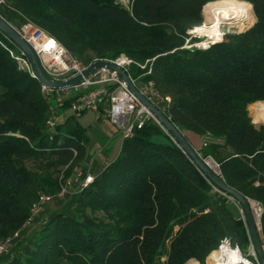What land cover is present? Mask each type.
Listing matches in <instances>:
<instances>
[{
  "label": "trees",
  "instance_id": "16d2710c",
  "mask_svg": "<svg viewBox=\"0 0 264 264\" xmlns=\"http://www.w3.org/2000/svg\"><path fill=\"white\" fill-rule=\"evenodd\" d=\"M212 1L4 0L0 16L17 30H43L86 66L131 59L135 84L152 82L170 99L158 108L180 131L202 138L200 156L213 159L227 185L261 203L264 251V124L249 114L264 101V0H239L253 10L249 28L195 47L199 39L189 31L208 18ZM20 55L0 31V241L22 226L40 194L56 193L60 176L87 159L77 116L48 129L55 97L19 66ZM69 104L63 100L58 116ZM92 172L81 191L45 203L0 264H205L207 256L215 261L224 237L245 253L251 247L239 204L216 191L152 119Z\"/></svg>",
  "mask_w": 264,
  "mask_h": 264
},
{
  "label": "built area",
  "instance_id": "2783aa9c",
  "mask_svg": "<svg viewBox=\"0 0 264 264\" xmlns=\"http://www.w3.org/2000/svg\"><path fill=\"white\" fill-rule=\"evenodd\" d=\"M3 1L4 0H0V3ZM18 31L34 52L43 73L51 80H66L82 73L87 67L76 57L69 54L56 39L43 30L31 24H25ZM187 42L188 39L186 40V43ZM209 45L210 44L201 48H206ZM194 46L199 47L195 44ZM15 59L21 68L26 69L32 76H34L29 61L23 55L15 56ZM110 61L121 67L128 74L127 69L132 63L131 59L125 55H120L116 59ZM131 80L135 84V81L132 78ZM136 87L156 106L157 104H160L165 108L170 100L169 97H162L155 89L152 82L143 84L140 87L136 85ZM41 91L48 99L55 97V102H52L49 106L50 114L46 121L47 127L50 131H53L58 123V107L65 99H70L69 110L75 116L79 117L86 111H94L99 117L106 118L112 124L116 125V127L121 130L123 137L129 136L134 128H141L144 122L148 119L154 120L161 126L154 114L130 90L119 74L109 68L95 69L93 72L83 77V79L74 86L52 89L41 85ZM216 166L218 167L217 164ZM214 171L219 175V169L218 172L216 170ZM61 178L62 176H60L61 182L57 192L54 194H40L32 203L30 207V215L22 226L0 241V255L8 252L13 245V242L23 231L29 230L34 223L39 210L45 203L54 198L63 199L67 195H74L93 181V175L90 172V169L88 168L84 175L83 170L79 168V166L74 168L73 174L70 177L66 179ZM75 182H78V185L75 190L71 191L70 189ZM214 189L219 193L226 195L231 200H234L217 187H214ZM248 203L252 214L256 215L257 223H259V218L262 212L261 203L250 199L248 200ZM222 248H229L230 250L238 251L244 256L239 246L232 245L228 237L222 238L215 250L219 251ZM244 257L250 260L248 256ZM255 261L259 264L256 257ZM250 262L252 264L251 260Z\"/></svg>",
  "mask_w": 264,
  "mask_h": 264
},
{
  "label": "water",
  "instance_id": "95a60500",
  "mask_svg": "<svg viewBox=\"0 0 264 264\" xmlns=\"http://www.w3.org/2000/svg\"><path fill=\"white\" fill-rule=\"evenodd\" d=\"M204 6L202 7V11ZM0 31L19 48L21 54L29 61L33 75L39 81V83L48 88L60 89L74 86L79 81H81L83 77L87 76L97 68H109L116 71L119 76L126 82L130 90L154 114L163 129L182 149V151L188 156V158L205 176V178L219 190L233 198L239 204L244 220L248 226L253 254L255 255L259 264H264V251L262 248L260 235L258 233L259 223H257L254 219L248 200L237 190L227 185L224 180L212 168L208 166L206 160L210 159V157L204 159L200 156L197 150H195L185 138L183 132L180 131L176 127V125L156 105H154L139 91L136 85L132 82L131 78L121 67L117 66L110 60H96L91 62L80 74L62 81L51 80L41 70L38 60L29 44L23 39L19 31L15 29L9 22H7L2 16H0ZM188 263H190V261Z\"/></svg>",
  "mask_w": 264,
  "mask_h": 264
},
{
  "label": "rangeland",
  "instance_id": "374dc122",
  "mask_svg": "<svg viewBox=\"0 0 264 264\" xmlns=\"http://www.w3.org/2000/svg\"><path fill=\"white\" fill-rule=\"evenodd\" d=\"M119 2L125 7H128L130 5V0H119ZM205 11H206V7H205ZM207 14H208V18L206 16H203L204 20L202 23V25H205L207 27V33L205 35H200L194 32L193 31L194 29H191L189 31L190 36H196V38L199 39V41L195 43V45L199 47H205L208 44L214 43V42H211L212 36H217L221 40L224 34L243 32L255 22V17H254L253 10H252V13L251 11H249L247 20L241 27H238L237 24L233 25V27L232 26L230 27V25L228 24H221L220 30H218L213 27L210 14L209 13ZM249 106H248V111H249ZM59 114L60 115L66 114V112L60 111ZM249 114L251 116L252 121H254L256 124H260L255 121V106H254L253 116L250 113V111H249ZM77 122L83 128L86 129L85 135L87 137V159L83 162L81 166H79V168H81L82 170H87L89 168L90 172L93 173L92 171L94 172L97 171L100 167H102V165L105 164V158L108 159V162H110L117 156L119 152V148H120V143L123 138L122 132L121 130L118 129L117 132L113 133V128H114L113 124L106 123L104 120L97 121V119L95 118L92 112H87L83 117L77 118ZM103 148L105 149L101 151ZM102 156L104 157V160ZM208 163L213 168V170H216L218 172V167L216 166L213 159L212 160L210 159ZM77 185H78V182H75L72 185L70 190L71 191L75 190ZM32 227H34V223L30 228ZM241 252L244 256L252 257V259H250L252 261V264H257L251 247H249L246 250V253L244 250H241ZM239 255L245 258L241 254ZM216 262L217 260L214 261L213 259H210L209 256L205 260V264H215ZM220 262L225 263V260L223 257H220ZM194 263L198 264L195 261Z\"/></svg>",
  "mask_w": 264,
  "mask_h": 264
},
{
  "label": "bare ground",
  "instance_id": "6f19581e",
  "mask_svg": "<svg viewBox=\"0 0 264 264\" xmlns=\"http://www.w3.org/2000/svg\"><path fill=\"white\" fill-rule=\"evenodd\" d=\"M206 11L211 16V21L215 29L220 30L221 24H228L230 27L235 24L241 27L247 20L248 13L250 11L249 4L239 0H217L208 2L206 4ZM194 32L205 35L207 33V27L200 25L193 28ZM219 37L212 36L211 42L219 41ZM264 117V102H256L255 104V121L260 122ZM207 159L206 162L210 168H212ZM213 169V168H212ZM252 207V206H251ZM257 222L256 215H253ZM240 252L230 250L229 248H222L219 250V255L215 260V264H251L250 260L241 257ZM220 257H223L225 263L220 262Z\"/></svg>",
  "mask_w": 264,
  "mask_h": 264
},
{
  "label": "crops",
  "instance_id": "0c3cea01",
  "mask_svg": "<svg viewBox=\"0 0 264 264\" xmlns=\"http://www.w3.org/2000/svg\"><path fill=\"white\" fill-rule=\"evenodd\" d=\"M64 112H66V114H62V115H60L59 114V117H58V121L60 122H62L63 121V119L65 118V116H67V115H69V114H72L71 112H70V110L68 109V110H65ZM87 112H92L93 114H94V116H95V118L97 119V121H100V120H104L106 123H111L108 119H106V118H103V117H99L98 115H97V113L96 112H94V111H86V112H84L81 116H79L78 118H80V117H83ZM253 123L255 124V125H259V124H256L254 121H253ZM258 123H260V124H264V122H258ZM113 133H115V132H117L118 131V128L116 127V125H114L113 124ZM120 130V129H119ZM183 132V134H184V136H185V138L188 140V142L190 143V145L195 149V150H197V152H198V150L200 149V147H201V145H202V142H203V140H202V138H200L198 135H196V134H194V133H192V132H190V131H182ZM121 142H122V140H121ZM120 145H121V143H120ZM105 148H103L101 151H103ZM120 149V148H119ZM102 158H103V160H104V157L102 156ZM106 162H108V159H106L105 158V163Z\"/></svg>",
  "mask_w": 264,
  "mask_h": 264
}]
</instances>
